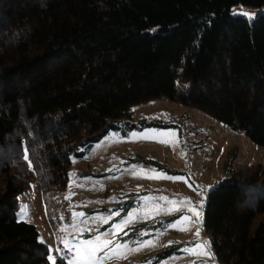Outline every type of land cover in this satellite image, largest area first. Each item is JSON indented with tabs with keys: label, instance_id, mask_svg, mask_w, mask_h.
<instances>
[{
	"label": "trees",
	"instance_id": "1",
	"mask_svg": "<svg viewBox=\"0 0 264 264\" xmlns=\"http://www.w3.org/2000/svg\"><path fill=\"white\" fill-rule=\"evenodd\" d=\"M158 98L264 147V0H0V264H68L17 219L18 196L65 191L71 158ZM202 221L218 264H264V162L218 183Z\"/></svg>",
	"mask_w": 264,
	"mask_h": 264
},
{
	"label": "rangeland",
	"instance_id": "2",
	"mask_svg": "<svg viewBox=\"0 0 264 264\" xmlns=\"http://www.w3.org/2000/svg\"><path fill=\"white\" fill-rule=\"evenodd\" d=\"M259 13L243 6L232 11L234 16L246 19H254ZM129 113L135 129L125 133L111 131L84 158H71L65 191L44 200L34 182L22 192L18 196L17 219L34 225L39 241L48 246L49 255L65 257L67 263L62 241L75 246L101 236L129 248H137L138 242H154V246L142 247L129 252L126 258L106 260L103 264H143L142 259L152 252L176 244H182V255L171 259L170 264H217L211 248L210 256L199 258L184 251L197 242L210 243V238L200 225L199 238L194 235L195 227L189 231L173 227L183 215L192 213L170 212L174 207L170 202L188 200L197 206L202 202L203 207L198 210L203 219L208 193L236 172L263 163L264 147L253 143L244 132L234 131L195 108L166 98L133 105ZM149 123L155 125H145ZM145 133L174 134L157 136L173 143L141 139ZM145 173L183 179L147 178ZM23 206L26 215L21 211ZM117 224L122 225L121 229H116ZM105 252L107 249L99 255L103 257Z\"/></svg>",
	"mask_w": 264,
	"mask_h": 264
},
{
	"label": "snow or ice",
	"instance_id": "3",
	"mask_svg": "<svg viewBox=\"0 0 264 264\" xmlns=\"http://www.w3.org/2000/svg\"><path fill=\"white\" fill-rule=\"evenodd\" d=\"M243 15L251 16L249 13H241ZM135 133L133 136L135 137ZM174 134H149L145 133L140 138L141 139H156V142L163 143V144H172L173 141L167 138H160L157 139V136H171ZM117 142H119L117 140ZM27 149H25L24 159L28 160ZM147 178H163V179H173V180H180L183 179L181 177H168L163 173H157L154 176L148 175L145 173ZM70 198V197H66ZM174 207L169 211H181L186 210L187 212L192 213L191 216L183 215L180 220L176 222L173 227H175L179 231H189L191 227H195L194 235L199 238L200 237V226H202V213L198 210V208L203 207V203L197 205H193L191 201L182 200V201H171L170 202ZM22 213L26 215V206H23L21 209ZM195 217V219H193ZM23 219V215L21 216ZM127 221H125V225ZM122 225L117 224L116 229H121ZM63 231V229H62ZM107 235V234H105ZM143 235V234H142ZM43 243V241H41ZM65 244L66 253L68 254V264H103L104 261L110 259H123L126 258L129 252L139 251L142 247H150L154 246V242L152 240L138 242L137 248H129L127 244H118L115 241L103 239L101 236H96L94 240H87L81 244L75 246H69L67 241H62ZM210 243L204 241L202 243L197 242L195 247L193 248H186L184 249L185 252L189 253L190 255H195L198 258L201 256H210ZM105 252V255L101 257L99 255L100 252ZM60 250L58 249L57 252ZM63 260L65 257H60ZM50 261H55L56 257L52 255L48 256Z\"/></svg>",
	"mask_w": 264,
	"mask_h": 264
},
{
	"label": "crops",
	"instance_id": "4",
	"mask_svg": "<svg viewBox=\"0 0 264 264\" xmlns=\"http://www.w3.org/2000/svg\"><path fill=\"white\" fill-rule=\"evenodd\" d=\"M203 210H204V208H203ZM202 226H203V225H202ZM205 232H206V231H205ZM179 245H182V244H176V245H174V246H171L170 248H174V247H177V246H179ZM210 248H211V247H210ZM163 250H165V249H162L161 251H163ZM161 251L157 250V251L152 252L151 254H149L148 256H146V258H143L142 261H144V260L148 259L149 257H152V256H154V255L160 253ZM211 252H212V254H213L212 249H211ZM181 255H182V252H181L180 255H175V256H173V257H171V258H169V259H167V260L161 262L160 264H170V263H168V262H169L171 259L176 258V257H179V256H181ZM213 258H214V260L216 261V263L218 264L216 258L214 257V254H213ZM142 261H141V262H142Z\"/></svg>",
	"mask_w": 264,
	"mask_h": 264
},
{
	"label": "built area",
	"instance_id": "5",
	"mask_svg": "<svg viewBox=\"0 0 264 264\" xmlns=\"http://www.w3.org/2000/svg\"><path fill=\"white\" fill-rule=\"evenodd\" d=\"M172 233H174V230H172Z\"/></svg>",
	"mask_w": 264,
	"mask_h": 264
}]
</instances>
